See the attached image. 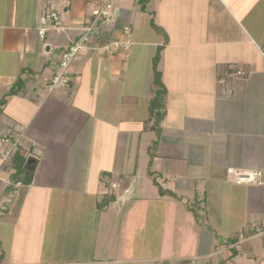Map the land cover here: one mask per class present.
I'll return each instance as SVG.
<instances>
[{"label": "crops", "instance_id": "1", "mask_svg": "<svg viewBox=\"0 0 264 264\" xmlns=\"http://www.w3.org/2000/svg\"><path fill=\"white\" fill-rule=\"evenodd\" d=\"M112 2L50 93L104 1L0 0V136L24 161H0L2 263L264 264V0ZM49 8L67 29L41 36ZM230 168L260 175L238 183Z\"/></svg>", "mask_w": 264, "mask_h": 264}, {"label": "built area", "instance_id": "2", "mask_svg": "<svg viewBox=\"0 0 264 264\" xmlns=\"http://www.w3.org/2000/svg\"><path fill=\"white\" fill-rule=\"evenodd\" d=\"M104 3L101 7L94 11V19L82 27L79 28L80 37L76 40H72L67 44L61 54V58L56 68L54 77L48 85V91L51 93L58 88H64L70 83V68L71 66L87 51L90 47L89 43L92 36L101 28H103L108 22L115 19L116 14L113 11L112 0H103ZM136 4L143 5L144 3H151L154 0H135ZM64 14L56 9L49 8L44 14L39 18V24L37 29L41 36H45L49 31L56 30H66ZM121 43H117L120 46ZM123 47L129 48L131 46V41L127 40L123 42ZM245 72L243 70L236 71L235 75L243 76ZM226 79H222L221 82L225 83ZM10 142V143H9ZM20 141L16 140L11 143L10 138L7 136H0V161L1 165L7 164L15 157L18 151ZM231 173H235L238 177V183H254L258 180L260 172L258 170H238L230 168ZM23 186L21 181L15 183V188L17 190V195H20V189ZM114 188L117 184H112ZM257 233H264V226H255ZM243 240L238 241L234 244V247L241 251L243 248ZM0 264L2 259L0 256Z\"/></svg>", "mask_w": 264, "mask_h": 264}, {"label": "trees", "instance_id": "3", "mask_svg": "<svg viewBox=\"0 0 264 264\" xmlns=\"http://www.w3.org/2000/svg\"><path fill=\"white\" fill-rule=\"evenodd\" d=\"M161 49H159L157 55L154 58V85H155V96L151 101L150 105V116L151 119H155V124L154 126L158 125L162 119L165 117L166 114V105H165V99L167 96L168 90L166 89L163 81H162V74L158 70V64L160 61V52ZM14 166L17 168V172L21 173L23 169V164L24 161L20 158L17 157V152L15 154V157L12 159ZM25 184H28L31 179H32V173H26L24 177L21 178Z\"/></svg>", "mask_w": 264, "mask_h": 264}, {"label": "rangeland", "instance_id": "4", "mask_svg": "<svg viewBox=\"0 0 264 264\" xmlns=\"http://www.w3.org/2000/svg\"><path fill=\"white\" fill-rule=\"evenodd\" d=\"M154 86V85H153ZM155 87V86H154ZM155 89V88H154Z\"/></svg>", "mask_w": 264, "mask_h": 264}]
</instances>
